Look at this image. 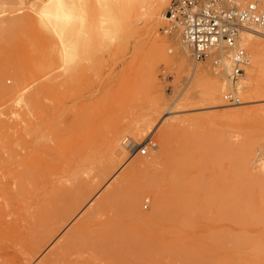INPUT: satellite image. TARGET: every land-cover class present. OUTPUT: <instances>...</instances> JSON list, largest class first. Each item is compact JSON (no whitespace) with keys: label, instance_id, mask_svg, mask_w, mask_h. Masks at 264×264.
Listing matches in <instances>:
<instances>
[{"label":"rangeland","instance_id":"1","mask_svg":"<svg viewBox=\"0 0 264 264\" xmlns=\"http://www.w3.org/2000/svg\"><path fill=\"white\" fill-rule=\"evenodd\" d=\"M45 1L0 0V63H6L11 70L0 77V85L5 83L13 87L18 79L21 83L20 93L3 94L0 90V226L2 221L11 218L9 215L15 207L24 203V196L13 200L10 195H24L33 188V176L37 172L34 161H43L47 166L49 187L62 199L55 206V214L59 209L56 216L64 224L46 242L35 238L19 240L18 249L0 255V264H109L110 260L105 259L108 261L105 262L103 258L102 262L96 259L86 263L83 252H88L82 250L81 244H75L73 251L64 250L55 255H51V251L85 216L94 221L91 220L89 226L95 228L90 230L92 233L103 228L104 219L111 225L107 216L116 210L114 201L121 202L116 200L120 192L116 194L114 190L133 192L140 200V210L136 214H150L154 207L153 196L158 194V189L159 193L165 189H161L163 186L157 188L158 184L149 185L153 176L165 166L172 167L170 162L182 159L184 153V159L196 176L211 180L223 175V171L229 173L230 163L226 162L223 167V153L204 146L216 140L208 138L213 132H208L210 128L225 130V145L237 148V157L244 165L238 174L240 219L231 225L241 240L239 259L233 258V263L264 264V183L260 182H264V169H261L264 167V91L258 90L264 86V62L257 58V48H254L255 43L264 44V34L245 32L251 35L250 41L244 40L243 44L250 63L244 74L234 81L229 77L231 70L225 73V69L216 68L211 60L194 59L180 34L163 32L168 23L163 15L171 0H165L153 21L151 33L145 28L144 18L137 16L133 18L132 28L124 30L125 35L123 32L113 41L99 33L96 0H65L67 9L74 14L72 21L59 34L45 33L36 20L38 7ZM12 18L17 20L13 29L8 27ZM154 38L161 44L165 57L161 58L155 51ZM61 47L66 50L60 57ZM38 59L50 62L48 69L39 76L41 81L47 79L48 82L43 114L23 100L37 86L38 79L32 80V71ZM193 66L201 70L200 76L190 77ZM214 85L220 89L218 96L207 97L206 91ZM229 92H235L239 103L225 98ZM220 98L226 105H218ZM230 109H239L240 113H226ZM197 115L217 118L214 122L188 120ZM147 117L152 118L151 127L144 128ZM169 121L176 123L177 129L170 134V147L165 151L162 134L171 124ZM113 134H120V141L128 139L126 152L122 151L125 149L122 144L119 149L110 143ZM131 144L135 146L133 150ZM146 144L147 153L138 152V147ZM229 154L225 155L228 159L231 158ZM143 158L151 161L138 163ZM247 175L255 177L253 190H248ZM84 193L87 194L82 198ZM106 196L109 201L104 202ZM122 197L123 204L126 200ZM111 201L115 204L113 210L110 209L114 206ZM97 204H101L99 210ZM69 208L73 210L68 211ZM91 209L96 216H91ZM125 210V218L119 216V222L111 218L116 216L112 212L110 218L115 224L119 223L118 226L130 219L129 223L133 221V214L128 213L131 218L127 219L128 210ZM137 220L136 225L133 222L134 225L128 223V226L143 238H158V242L159 238L163 241L173 236L170 219L159 220V227L158 222L150 224H155L154 229ZM206 223L204 220L196 225V234L204 231ZM124 226L119 228L121 232L128 227L126 224L123 229ZM127 230L124 233L131 232ZM159 242H155L150 253L134 252L128 257L114 258L113 264H154L156 256L165 257L163 261L168 263L164 264H173ZM204 244L207 249L209 245ZM158 250L164 255L158 254ZM175 263L179 264L177 260Z\"/></svg>","mask_w":264,"mask_h":264},{"label":"bare ground","instance_id":"2","mask_svg":"<svg viewBox=\"0 0 264 264\" xmlns=\"http://www.w3.org/2000/svg\"><path fill=\"white\" fill-rule=\"evenodd\" d=\"M10 1L12 2L18 1L19 3H25L27 0H10ZM164 3H165V0H96V4H97L96 6L97 14L96 15H97V18L100 19L99 27L97 26L99 33L103 36L108 37L110 40L114 38L117 39L119 38L118 36H120L123 32L125 35L126 31L124 30L132 28L131 24L133 22V18L137 16L144 18L145 28L151 33L154 28L153 21L155 20L156 16L159 14ZM73 16H74L73 12L67 9L65 0H47L43 2V4H40V6L38 7V19L36 20L38 21V23L41 26V29L45 33L59 34L63 31V29L65 28V25L72 21ZM163 17L166 18V11ZM8 24H9L8 27H11L13 29L17 25V20L15 18H12V20H10V23L8 22ZM163 32H165L164 28H163ZM245 32L255 34V32H259V30L253 27L244 29V31H242V42H241L242 45L244 44L245 41H250V38H251V35ZM165 33H168V32H165ZM176 33L180 34L179 32H173L169 34H176ZM183 43L186 44L185 42ZM153 47L161 58L165 57L162 51L161 44L156 38H154L153 40ZM254 48H257V58L260 57L259 59L261 60V62H264V44L261 42L255 43ZM65 50L66 48L64 47L59 48L58 53L60 54V57L61 55L62 56L64 55ZM190 54H191V51H190ZM222 61H223V68L221 69L223 70L225 69L224 70L225 73H229L230 70H232V66H233L232 59L230 58L228 54L223 53ZM254 62H256V59ZM249 63L250 62H249V56H248V62L244 67L245 71L247 70ZM182 64L183 65L185 64L183 60H182ZM49 66H50L49 61L41 60V59H38L37 61H35V64L33 65V71H32V77H33L32 80L38 79L37 86L34 88V90L31 93H29V95H27L26 98H23V100L26 99L27 102L30 103L31 106L35 108V111L38 110L40 113L45 111V107L44 108L42 107H43V104L45 103V98H47L46 95L48 91V82H46L47 79L45 77L44 78L46 80L41 81L39 76L46 69H48ZM216 68H219V67H216ZM10 71H11L10 67L6 63H0V77H4L8 75ZM200 74H201V70L197 66H193L190 69V77L200 76ZM20 84H21L20 79L17 80L15 86L13 87H10L6 85L5 83L4 84L2 83L0 85V90L3 94H9V93L17 94L21 92ZM258 90L264 91V86H262ZM219 91L220 89L215 87L214 85L213 87L208 88V91H206L205 95L210 98H215L218 96ZM228 94L235 96L236 99L238 98L235 95V92L233 93L229 92L225 94V98H228L226 97ZM219 100L220 101L218 102V105H226V102L221 100V98ZM234 102H238V99L237 101H234ZM226 113L239 114L240 110L230 109V111H227ZM216 118L217 117L215 115H207V116L197 115V116L188 117V120H190L191 122L197 121L199 123V121L205 119L204 121L214 122ZM151 122H152V118L147 117L144 128L151 127L150 126ZM176 126H177L176 123H171L169 124V127L165 130V132H163L162 141H163L164 150L165 149L168 150V147H170L169 146L170 141L168 142V140L170 139V134L173 133L174 129H177ZM145 130L143 129V131ZM210 131L211 132L213 131V132L212 134L209 135L208 138L213 137L216 140H214L212 144L207 143L208 145L206 144L204 146L205 147L207 146L208 149L209 148L216 149L214 150L216 153L217 152L223 153V167L226 162L227 163L229 162L230 163L229 165L231 167L229 168V173H225V171H223V175L215 176L211 180H206L204 178H201L200 175L196 176L193 173L195 172V170L194 169L192 170L188 162L184 159L186 154L184 153V157H183L180 153L182 159L176 158L174 163L170 162L171 166L173 165L172 167H167L165 166L166 165L165 164L164 165L165 167L162 169V171H160L159 173L153 176L151 183L149 185L152 186L153 184L155 186L158 184L157 188H160L163 186V188L161 189H164V188L165 189L164 190L160 189L161 190L160 193L158 189V194L155 193L154 195L155 197L153 196L154 207L152 208V212L145 216L137 215L138 210H140V206H139L140 200L136 197V195L133 192L131 193L127 191L128 193L127 192L124 193L123 190L121 191L120 189L112 191L113 193L120 192L119 193L121 194L120 198L123 195L127 197V195L129 196V193H131L130 196L126 199H124L125 197H122L123 201L126 200V202H124L125 207H124V203L123 204L121 203L122 199L120 198L116 199L118 200V202L121 200L120 204L117 203V201H114V203L118 205L119 212L117 211V205H116V210L112 211L114 214H116V216L115 215H114L115 217L113 216L111 210L109 211V213L111 212L110 217L113 216L111 218L112 219L114 218L115 221L118 220L119 222V219H121L122 216L125 218V211H126L125 209L129 211V212L127 211V214L128 213L133 214V216L131 215V217L133 218V221H131L130 223L129 221L132 219H130L128 222H126V219H124L127 226H128V223L130 226L131 224L136 225V219H138L142 223H146L149 225L158 222L156 224L157 226L159 225V220L161 219H170L172 221L171 225L173 229H171V232L169 230V232L173 233V236L170 239H166L163 241H161L159 238L161 242H159V240L158 242L160 243V247L162 251L164 253H167L165 255L167 256L169 255L171 257L168 260L169 262L173 264L174 262H176V260L179 264H234L233 258L235 259L237 257L239 259L238 250H239L241 240L239 238V235L234 231L231 225L237 224L240 219L239 211L241 212V210L239 207H240L241 194L239 193L240 184L238 181V174H239V171H241V169L242 170L244 169L243 168L244 165L241 159L239 160V158L237 157V148L236 147L233 148V146L229 147L225 145L226 140H227L225 130L223 131L219 129L217 130L216 128H210L208 132ZM139 133H141L140 129H139ZM141 136H143V134H141ZM120 139H121L120 134H113L110 137V143L115 148H119V149H121L120 146L122 144L123 147L125 148L122 151L126 152L125 150H127L128 148L127 147L128 139L126 140L124 139L122 141H120ZM140 139L141 138H139V140ZM181 144H182V141H181ZM188 149H189V146H188ZM226 151L228 152V154L230 152L229 155L231 158L229 159L226 158L225 155H228ZM138 152L140 151L138 150ZM177 154H179V152ZM150 161L151 160L149 158H143V159H139L138 163L148 164ZM33 165L37 169V172L33 176L34 183H35L33 185V188H31L27 192H24L26 193L24 195L20 193L10 195V199H13V200L21 196L22 197L24 196L25 198H24L23 204L13 209V212H12L13 214L9 215L11 216V218L5 219L1 223V226H0V239L1 240L0 241L2 243L0 245V255H2L5 252L12 251L13 249L14 250L18 249L17 242L19 240L27 241L32 238H35L42 242H46L49 239H51L59 231L61 226L64 224L63 223L64 221H62L61 218L57 217L59 209L56 213L57 216L55 214V210H56L55 206L57 205V202L61 198H58L59 196L57 197V193L55 192V190L53 191L49 187V176H48L47 166L45 162L43 161L35 162L34 161ZM247 169H249L248 166L246 170ZM261 169H264V167L263 168L261 167ZM166 170L169 172L165 173ZM248 177H249L248 190H253L255 186V181H254L255 177L254 178L251 176H248ZM247 178H245V181L247 180ZM260 182L264 183L262 181ZM243 186L244 184H242V187ZM258 191L260 192L259 189ZM122 193L124 194L122 195ZM86 194L87 193H84L82 198H84ZM106 200L109 201L108 196H106V199L104 202H106ZM114 203H112L111 201V204H114ZM115 204L114 206L112 205L113 207H111L110 209L112 210L113 208L115 209ZM121 204L122 206L120 208L119 205ZM96 206H98V204ZM99 206H98V210H99ZM96 209L97 208L95 207V210ZM71 210H73V208L68 209V211H71ZM90 211H92L90 212L91 216L97 215L93 213L94 209H91ZM69 213H72V212H69ZM129 214L127 216V219L128 217H130ZM85 217L86 218L79 219L80 221L78 220L79 222L76 223L77 225H75V227L73 226L74 228L72 229L70 228L71 231L69 230L70 231L69 235H67L68 232L67 234H65V236L67 237L65 238L63 237L64 239L61 240L54 247V249L51 251V255L52 254L55 255L58 252H61L64 250L73 251L74 249L73 247L75 244H79V246L81 244V247L84 246L82 247V250L88 252V253L83 252L85 253L84 258L86 260L85 261L86 263H89L96 259L101 261L100 259L103 258L104 260L105 259H107L108 261L110 260L109 264L111 263L113 264V262H115L114 258L128 257L134 252L143 253L146 251L150 253L152 251L151 248L154 247V244L158 243L157 242L158 238L153 237L154 240L156 239L155 241L149 237L143 238L142 235L139 236V234L131 230L130 226L127 227L130 230H127V228L125 227L126 226L125 223H123V225H121L120 223V226H118L119 223L115 224V221H112V219L109 216H107L108 220L110 221V223H112L111 225L113 224L114 225L111 226V225L106 224L107 219L106 220L104 219L103 221L104 224L101 222V224L104 225L103 228L101 225H99L102 229L100 231L98 230V232L93 231L92 233V231L90 230L92 229L95 230V228L91 229V227H89L91 225L92 218L88 216H85ZM63 218H64V214H63ZM65 219L66 218H64L63 220ZM204 220H206L207 222L205 225V228L203 229L204 231L201 232V234L199 233L200 235H198L195 232L196 225ZM95 221L97 224V220ZM92 222L94 221L92 220ZM120 222H123V221L120 220ZM141 222L139 223L143 226L144 224H142ZM167 223L168 221L166 222V224ZM98 224H100V222H98ZM154 225H150L152 226L151 228L154 229ZM121 226L122 227L124 226L123 229L126 228L127 231H131V232L124 233L126 230L125 231L123 230V232H121V229H119V228H122ZM161 227L162 228L160 229L161 230L164 229L165 231V228H163V226ZM86 231H89L90 233L89 232L86 233ZM164 231L161 233L164 234ZM83 236L86 238H84ZM166 236H167V233L165 234V237ZM81 237H83L84 239L83 238L81 239ZM145 239L146 240L148 239L147 242ZM149 240H151L150 244H149ZM120 242H122V244H120ZM204 243H207L209 245L207 249H206L207 245ZM116 244H119L120 247L116 248L115 247ZM149 245L151 247H149ZM157 246L159 245L157 244ZM30 249H36V248L30 246ZM82 250L80 249V251ZM80 251L79 252L77 251V253L81 254ZM157 253L164 255L162 254V252H159V250ZM160 258L161 257L158 258L156 256L154 258L155 260L154 264H162V263L164 264V262L168 263V261H163L165 257H163V259L162 258L160 259ZM179 259L181 262H179ZM107 260H105V262Z\"/></svg>","mask_w":264,"mask_h":264},{"label":"built area","instance_id":"3","mask_svg":"<svg viewBox=\"0 0 264 264\" xmlns=\"http://www.w3.org/2000/svg\"><path fill=\"white\" fill-rule=\"evenodd\" d=\"M166 18L165 32H179L197 60H211L223 68V53L228 54L233 62L229 77L236 81L248 62L242 31L253 27L264 34V0H171ZM226 97L233 102L238 99L231 94ZM147 146L140 145L138 150L145 154Z\"/></svg>","mask_w":264,"mask_h":264}]
</instances>
